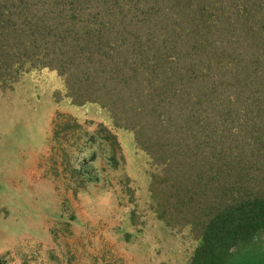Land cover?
<instances>
[{"label":"trees","instance_id":"16d2710c","mask_svg":"<svg viewBox=\"0 0 264 264\" xmlns=\"http://www.w3.org/2000/svg\"><path fill=\"white\" fill-rule=\"evenodd\" d=\"M39 68L130 134L189 264H264V0H0V87Z\"/></svg>","mask_w":264,"mask_h":264},{"label":"rangeland","instance_id":"374dc122","mask_svg":"<svg viewBox=\"0 0 264 264\" xmlns=\"http://www.w3.org/2000/svg\"><path fill=\"white\" fill-rule=\"evenodd\" d=\"M151 168L54 71L19 74L0 87V264H189L196 240L156 217Z\"/></svg>","mask_w":264,"mask_h":264}]
</instances>
